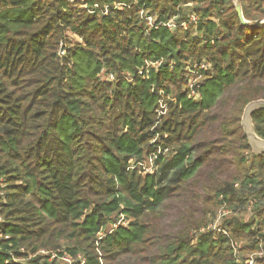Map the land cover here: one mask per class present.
Masks as SVG:
<instances>
[{
  "label": "trees",
  "instance_id": "16d2710c",
  "mask_svg": "<svg viewBox=\"0 0 264 264\" xmlns=\"http://www.w3.org/2000/svg\"><path fill=\"white\" fill-rule=\"evenodd\" d=\"M263 19L264 0H0V264H264L241 124Z\"/></svg>",
  "mask_w": 264,
  "mask_h": 264
},
{
  "label": "built area",
  "instance_id": "2783aa9c",
  "mask_svg": "<svg viewBox=\"0 0 264 264\" xmlns=\"http://www.w3.org/2000/svg\"><path fill=\"white\" fill-rule=\"evenodd\" d=\"M140 14L142 17L145 18V20L148 22V24L150 26H154L155 24V19L153 16H151L149 13H147L146 11L144 10H140ZM191 20H196V16L195 15H191ZM165 25L169 28H172L174 27L175 23H173V21H169L167 23H158V26L159 25ZM192 94H195L194 90L192 91ZM196 95V94H195ZM167 112V107L165 105H161V109L159 110V113L160 114H166ZM158 135L152 140V142H155L157 139H158ZM157 149L159 152L162 153V148L158 145L157 146ZM168 149H164L163 153L164 152H167ZM156 155L154 153H152L149 157V164L143 162L141 163L142 167L144 168V171L147 172V173H153L154 172V164H155V159H156ZM5 186V180H4V177L2 175V173L0 172V187L3 188ZM3 194V192H2ZM226 214V211H220L219 212V215L217 216V219L211 223L209 226H208V229H213V230H216V231H220L219 229V224H220V221H221V218L222 216ZM3 221V218L0 216V222ZM123 221L124 222V217H122L120 219L119 222ZM118 224V223H117ZM42 253H46L44 250L41 251ZM53 257H55V255H53ZM62 260L65 262V264H73V260L68 257V256H65L62 258ZM236 262H240V259H237ZM255 263V254H252L246 261V264H254ZM79 264H85V260H81V262Z\"/></svg>",
  "mask_w": 264,
  "mask_h": 264
},
{
  "label": "water",
  "instance_id": "95a60500",
  "mask_svg": "<svg viewBox=\"0 0 264 264\" xmlns=\"http://www.w3.org/2000/svg\"><path fill=\"white\" fill-rule=\"evenodd\" d=\"M237 11L239 12L241 16L242 21L249 23L243 18L242 7L240 3L237 5ZM262 22H264V19L256 20L253 23L259 24ZM260 109H264V99H258V100L249 102L244 108L242 120H241L242 127L248 138V143L251 146L253 152L258 155H261L264 153V138H262L256 132L255 125L253 122V114Z\"/></svg>",
  "mask_w": 264,
  "mask_h": 264
}]
</instances>
